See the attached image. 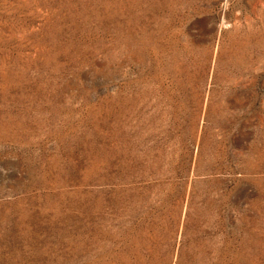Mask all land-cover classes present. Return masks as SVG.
Returning a JSON list of instances; mask_svg holds the SVG:
<instances>
[{
	"label": "rangeland",
	"instance_id": "1",
	"mask_svg": "<svg viewBox=\"0 0 264 264\" xmlns=\"http://www.w3.org/2000/svg\"><path fill=\"white\" fill-rule=\"evenodd\" d=\"M0 264H264V0H0Z\"/></svg>",
	"mask_w": 264,
	"mask_h": 264
}]
</instances>
